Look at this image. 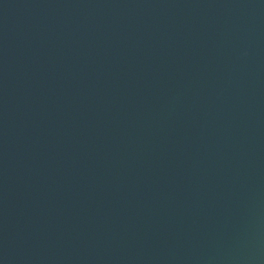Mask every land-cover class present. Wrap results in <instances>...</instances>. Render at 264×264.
Here are the masks:
<instances>
[{"label": "water", "instance_id": "obj_1", "mask_svg": "<svg viewBox=\"0 0 264 264\" xmlns=\"http://www.w3.org/2000/svg\"><path fill=\"white\" fill-rule=\"evenodd\" d=\"M0 264H264V0H0Z\"/></svg>", "mask_w": 264, "mask_h": 264}]
</instances>
